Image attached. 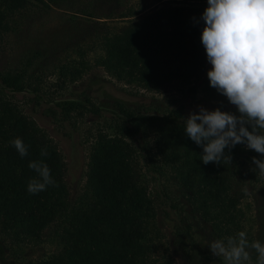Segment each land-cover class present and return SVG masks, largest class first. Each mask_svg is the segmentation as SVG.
Here are the masks:
<instances>
[{"label":"trees","instance_id":"trees-1","mask_svg":"<svg viewBox=\"0 0 264 264\" xmlns=\"http://www.w3.org/2000/svg\"><path fill=\"white\" fill-rule=\"evenodd\" d=\"M45 1L0 0V39L15 24L16 15ZM206 7L207 0L170 1L119 29L108 28L90 41L94 63L127 84L155 91L178 81L188 84L189 95L199 88L207 98L224 104L227 98L209 86L206 75L211 65L200 41L204 26L200 17ZM77 65L66 69L70 77L79 75L80 68L85 67L81 60ZM23 72L22 68L0 71V229L24 238L51 229L56 249L37 264H165L152 258L148 228L155 221V202L147 188L132 177L130 145L119 137H99L89 152L84 187L71 201L58 151L41 129L2 96L3 91L34 90ZM53 104L62 114L99 110L87 95L54 100ZM105 110L125 126L128 135L137 136L143 116L137 107L114 100ZM156 117L169 123L167 129L177 136L166 159L182 160L171 166L189 192L192 210L208 223L217 239L236 236L241 231V212L231 182L235 174L242 177L244 166L256 168L253 157H264L237 144L225 149L231 156L230 165L223 161L205 165L200 156L203 149L186 135V118L179 109ZM17 137L28 146V156L21 158L10 143ZM45 147L49 155L41 157L40 150ZM146 159L154 173L152 160ZM32 160L47 163L58 187L48 186L35 195L27 192L28 180L36 175L28 167ZM156 197L159 203L168 202L162 190Z\"/></svg>","mask_w":264,"mask_h":264},{"label":"rangeland","instance_id":"rangeland-1","mask_svg":"<svg viewBox=\"0 0 264 264\" xmlns=\"http://www.w3.org/2000/svg\"><path fill=\"white\" fill-rule=\"evenodd\" d=\"M170 1L179 0H48L39 7L30 5L14 17L15 24L0 39V71L24 69V77L34 90L3 91L2 96L41 129L58 151L71 201L84 187L89 152L95 141L99 137H119L130 145L134 181L144 185L155 202V221L148 228L155 262L224 264L223 258L214 256L209 248L217 238L208 223L192 210L189 192L171 166L182 160L166 159L173 151L171 141L177 136L167 129L169 123L156 116L179 109L187 118L189 112L198 111V106L238 115L235 106L209 99L199 88L189 95L188 84L178 81L155 91L127 84L96 65L94 52L89 51L96 35L108 28L119 29ZM139 9L142 11L130 15ZM80 60L85 67L80 68L79 75L70 77L66 69ZM83 95L99 108L97 113L74 110L62 114L53 104L54 100ZM114 100L137 107L142 113L137 136L128 135L125 126L105 110ZM146 157L152 160L154 173ZM242 170V177L235 174L231 182L241 212L240 229L250 243L264 242V176L253 166ZM160 190L168 202L159 203L156 192ZM0 247V264H37L50 257L56 242L48 228L33 238L0 229ZM256 257L252 251L253 263Z\"/></svg>","mask_w":264,"mask_h":264},{"label":"clouds","instance_id":"clouds-1","mask_svg":"<svg viewBox=\"0 0 264 264\" xmlns=\"http://www.w3.org/2000/svg\"><path fill=\"white\" fill-rule=\"evenodd\" d=\"M200 19L204 26L200 41L211 68L209 86L234 105L236 112L211 111L198 106L184 119L186 135L203 149L201 161L231 164L225 149L244 144L264 157V0H207ZM21 158L28 156L22 138L10 141ZM49 155L47 148L41 157ZM258 174L264 176V159L252 158ZM28 167L36 175L27 182V192L37 194L48 186L58 187L43 160H32ZM210 251L224 264H264V242L247 239L244 231L210 243Z\"/></svg>","mask_w":264,"mask_h":264}]
</instances>
